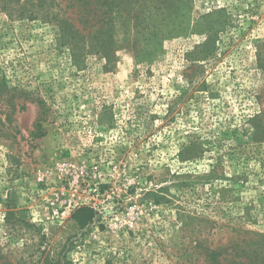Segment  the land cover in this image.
<instances>
[{
    "label": "rangeland",
    "instance_id": "1",
    "mask_svg": "<svg viewBox=\"0 0 264 264\" xmlns=\"http://www.w3.org/2000/svg\"><path fill=\"white\" fill-rule=\"evenodd\" d=\"M89 2L0 0V263L204 264L264 234V0ZM64 159L85 228L43 207Z\"/></svg>",
    "mask_w": 264,
    "mask_h": 264
},
{
    "label": "trees",
    "instance_id": "2",
    "mask_svg": "<svg viewBox=\"0 0 264 264\" xmlns=\"http://www.w3.org/2000/svg\"><path fill=\"white\" fill-rule=\"evenodd\" d=\"M101 1L104 2L106 0ZM69 2L72 7L77 8L80 15L85 16L93 11L89 0H69ZM256 133L262 134L264 139V127L261 129L259 125H256ZM227 192H229L227 188L220 189L219 199L221 203H226L231 198L234 199V196L227 199ZM157 202L160 203V200H157ZM7 206L9 209L15 208L11 207L9 202ZM14 212L10 211L8 214L14 216ZM16 214L23 215L24 211L21 209L17 210ZM95 216L94 210L80 208L74 211L71 218L80 228H85L94 221ZM254 236H240L236 241L225 246H217L214 249L206 247L204 264H264V234H254ZM0 259H4V256H0ZM46 262L54 264V260L50 258H47ZM0 264L7 263L2 262Z\"/></svg>",
    "mask_w": 264,
    "mask_h": 264
},
{
    "label": "built area",
    "instance_id": "3",
    "mask_svg": "<svg viewBox=\"0 0 264 264\" xmlns=\"http://www.w3.org/2000/svg\"><path fill=\"white\" fill-rule=\"evenodd\" d=\"M89 178L88 171L81 170L74 161L64 159L58 162L53 170H48L39 179V182L46 187L41 191L42 194L47 195V197H44L45 203L43 207L49 206V209H53V218L57 219H67L72 216L74 211L80 208L97 210L98 204L94 202V199L88 196L85 197L82 190L83 186L88 183ZM102 185L99 184L100 189H103ZM99 188L95 189L94 193L100 196ZM34 207L37 206L29 208L30 215L33 221L38 220L41 223L43 221L42 215L37 218V214H34ZM132 210L135 211L136 206L132 207Z\"/></svg>",
    "mask_w": 264,
    "mask_h": 264
}]
</instances>
